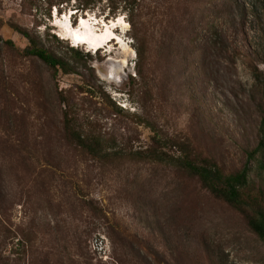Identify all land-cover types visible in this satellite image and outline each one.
<instances>
[{"label":"rangeland","instance_id":"rangeland-1","mask_svg":"<svg viewBox=\"0 0 264 264\" xmlns=\"http://www.w3.org/2000/svg\"><path fill=\"white\" fill-rule=\"evenodd\" d=\"M206 1L194 7L204 27L197 48L210 39L219 44L211 28L230 33L222 51H211L207 69L201 53L190 49L174 57L148 43L145 56H138L126 14L105 20V3L99 12L73 17L74 27L82 17L99 29L104 22L117 25L112 29L118 43L105 50L73 46L90 53L88 66L110 98L80 103L81 114L91 109L95 132L110 152L125 154L101 166L75 154L59 131L66 107L58 91L85 98L79 95L82 78L61 75L57 88L45 65L24 58L28 41L9 23L31 30L33 20L18 0H0V203L7 208L6 226L32 235L39 253L50 254L54 264H264V242L242 214L173 167L131 156L152 147L155 132L185 138L228 173L247 165L251 185L264 187V147L249 157L263 140L264 0H240L248 15L230 26ZM67 13L54 12L48 29H39L44 40L50 31L75 45L64 28ZM153 16L150 30L157 41L165 25ZM8 40L15 49L5 46ZM46 46L68 58L60 46ZM134 116L149 125L137 124ZM8 128L17 134L10 132L12 143L5 144ZM21 140L31 150L26 160L13 150ZM165 150L178 156L171 145Z\"/></svg>","mask_w":264,"mask_h":264},{"label":"trees","instance_id":"trees-1","mask_svg":"<svg viewBox=\"0 0 264 264\" xmlns=\"http://www.w3.org/2000/svg\"><path fill=\"white\" fill-rule=\"evenodd\" d=\"M22 13L30 17L33 29H28L17 23L10 22L9 26L16 33L23 36L28 41V46L21 52L24 58L36 60L45 65L51 75L52 80L58 85V78L61 75H78L82 78V86L79 95L85 98L79 99L78 94L71 90L58 91L59 104L66 109L62 111L59 131L63 139L74 151L75 154L85 157L98 165H110L125 157L122 152H110L101 135L95 132V122L92 115L81 114L80 103L90 105L96 104L94 100L108 101L109 99L105 89L99 85L95 70L89 67L91 62L90 53L80 52L79 49L70 47L64 40L52 35L50 31L46 34L44 40L39 33V29L45 26L51 20L55 12L61 15L64 12L73 11V17L83 14L95 13L106 5L108 14L104 17L109 21L118 14L125 13L132 27L133 39L137 45L138 56H145V46L148 43L157 46L163 52L166 51L169 56L180 57L183 52L188 55V49L191 53L200 52L202 55V64L207 69L209 67V56L212 50H223L224 41L228 40L227 31L222 32L220 27L209 29L212 36L219 39V44L212 42L197 48L196 41L204 30L200 26L198 11L194 10L197 0H18ZM210 7L218 8L216 14L220 22L229 26L233 22L242 24L243 19L248 15V10L240 0H207ZM218 2V3H217ZM74 3V4H73ZM164 10V14H160ZM216 12V10H214ZM214 14V12H212ZM154 14L161 16L165 27L159 40L155 41L156 32L150 30ZM164 16V19H163ZM200 24V25H199ZM201 27V28H200ZM223 38V39H222ZM46 43L60 46L65 50L67 57L54 53L47 48ZM219 45V47H218ZM5 46L15 49L11 40L5 42ZM20 53V52H19ZM211 60V56H210ZM186 62L185 57L182 58ZM82 70L88 76L79 74ZM207 72H203V75ZM209 74V73H208ZM210 75V74H209ZM112 103V102H110ZM117 110H119L117 108ZM137 124L148 126L146 119L134 116ZM264 125V124H263ZM46 130V125L43 126ZM14 130V131H13ZM10 132L17 134V131L8 128L5 131V144L12 143L13 137ZM263 140L254 152L249 153L252 157L257 151L264 147V128ZM153 146L145 150L131 154L134 159L139 161L165 164L174 168V170L185 176L196 180L201 187L215 199L225 203L233 210L242 214L249 229L264 242V187L254 188L250 183V170L246 165L237 172L228 173L220 165L216 158L204 156L188 139H176L167 137L155 132ZM24 141L19 142L18 147H13L21 154V159L28 158L31 150L27 149ZM171 145L177 149L178 156L172 157L166 150ZM23 154L26 157L22 156ZM7 208L0 203V264H54L50 254H40L39 248L32 235L25 234L24 230L17 228L9 229L6 226ZM9 254V255H7ZM30 261V262H29Z\"/></svg>","mask_w":264,"mask_h":264},{"label":"bare ground","instance_id":"bare-ground-1","mask_svg":"<svg viewBox=\"0 0 264 264\" xmlns=\"http://www.w3.org/2000/svg\"><path fill=\"white\" fill-rule=\"evenodd\" d=\"M73 14H74L73 11H70V13L66 14L64 28L67 29V31H69V33L72 36V38L74 37L77 40V42L87 41L88 44H91V45H93L95 47L100 46L102 44H104L107 47V46L112 45V44L115 43V40H111L110 41V39L116 37L117 35L115 34V31H113L112 27H109V26H110V24L116 25V20L112 21L111 23L104 22L105 25H106L105 31L95 32L93 30L90 22L87 20V18L82 17L81 18V22L83 23V25L85 27L89 28L90 30H84V29H81V28L77 29V30H73L75 28L74 26H73L72 29L67 28V20L69 18V15H73ZM89 17H91V16H89ZM70 19H71V23H72V18L70 17ZM126 63H127L126 60L121 61V64H123V66Z\"/></svg>","mask_w":264,"mask_h":264}]
</instances>
